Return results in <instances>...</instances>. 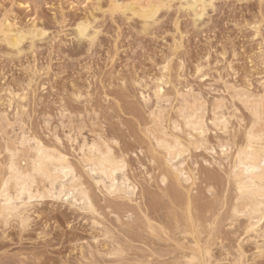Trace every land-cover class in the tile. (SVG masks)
I'll return each mask as SVG.
<instances>
[{
	"label": "rangeland",
	"instance_id": "obj_1",
	"mask_svg": "<svg viewBox=\"0 0 264 264\" xmlns=\"http://www.w3.org/2000/svg\"><path fill=\"white\" fill-rule=\"evenodd\" d=\"M150 2L0 0V184L8 173L11 155L6 150L9 146L11 149L16 145L19 150L22 148L16 162L21 168L28 167L25 156H29V146L19 144L26 133L71 157L81 180L90 187L91 198L99 213L104 215L101 217L103 224L93 226V214L84 213L76 206L72 209L65 201L48 198L34 202L26 209L27 228L21 226L18 217H14L16 220L0 218V264H172L173 257L179 261L180 256L193 252L189 245L192 242H197L198 248L200 245L196 255L202 258L203 251L212 246L214 258L209 264H235L233 257L237 251L245 254L242 264H264V251L256 254L255 244V241L262 243V239L249 242L250 235L243 234L242 228L238 230L240 227L237 226L234 230L229 225L236 192L227 182L229 160L223 159L225 156L221 155L220 149L215 150L216 154L204 150L186 154L184 167L195 170L196 174H193L192 197L187 188L193 179L189 184L179 183L173 169L163 160L162 150L155 149L153 137L148 132V129L155 132L159 129L155 122L160 111L167 119H176L184 99L193 101L197 96L200 103L206 104L207 119L212 116L216 103L224 104V111L230 114L226 115L230 122L226 132L217 130L208 120L212 127L207 124L211 129L208 138L212 143H217L216 138H227L226 135L233 145L244 141L246 126H250L252 120L247 104L264 98V0H206L203 8L199 5L195 10L188 9L190 0H161V7L163 3L164 7H169L161 8L156 20L149 21L139 18V14L133 16L132 11L124 12L127 5H133L136 12L143 8L147 10L145 6L154 3ZM115 7L119 12L114 10ZM201 13L203 16L198 19L196 14ZM81 22L89 25L90 33L79 41L75 30ZM6 31L14 37H18V32L25 34L19 49L9 47L3 36ZM34 32L36 35L40 32L42 36L35 38ZM157 85H162V97H166H156L154 87ZM241 94L254 97L251 102L242 101L245 96ZM169 132L183 136L177 131L169 129ZM100 136L111 139L109 144L115 153L126 155L128 177L140 191L132 202L108 195L102 186H96L91 178L93 175L86 173L88 169L80 164V145L84 140L91 142ZM71 137L75 141L70 140ZM6 144L10 145L5 149ZM235 149L236 146L229 154L234 155ZM152 160L154 164L150 162ZM216 162H221L222 167ZM161 173L168 177L165 184L161 183ZM208 186L213 187L214 195L207 191ZM190 195L193 206L189 213L186 200ZM116 214L122 220L121 227L113 220ZM95 215L100 221V216ZM128 215L132 218L126 217ZM190 221H195V225ZM149 225L154 229L156 226L158 235L150 237ZM198 225L202 227L199 229ZM196 227L202 230V236L199 231L198 234L195 232ZM162 228L166 233H159ZM183 229L192 231L193 237L181 235V239L179 232ZM106 230L112 232V240H108ZM144 236L150 237L149 244ZM140 238L145 239L144 242ZM112 243H120L127 253L106 255L113 248ZM163 244H168V248ZM156 250L159 257L154 253ZM226 251L231 253L228 252L231 257H227L230 260H226Z\"/></svg>",
	"mask_w": 264,
	"mask_h": 264
},
{
	"label": "bare ground",
	"instance_id": "obj_2",
	"mask_svg": "<svg viewBox=\"0 0 264 264\" xmlns=\"http://www.w3.org/2000/svg\"><path fill=\"white\" fill-rule=\"evenodd\" d=\"M205 1L206 0H190L191 5H190V7L188 6L189 7L188 9L191 8L192 10H195L196 7H198L199 5L200 6L202 5L201 8H203ZM151 2H154V0H151ZM159 2H161V0H158L157 2L155 1L154 3H151L150 6L146 5V6H148V7L145 6V8H148L147 10H144V8L142 7L143 10L142 9L138 10V12H136L137 10L133 7L132 4H131L132 6L126 4L127 8L124 9V12H125V10L132 11L133 16H137V14H139L140 15V16L138 15L139 18L141 17V19L143 18L145 21H149L151 19L156 18V15L160 11V9L164 7L163 6L164 3L162 4V7H161V4ZM150 3H148V4H150ZM167 6L168 5H166L165 7L167 8ZM201 8H200V11L202 10ZM117 9H119V8L115 7L114 10H117ZM122 10H123V7H122ZM194 14H195V11H194ZM202 14L203 13H201V15L196 14V17H198V19H200L203 16ZM154 20H156V19H154ZM143 26H144V28L146 27L145 25H143ZM89 28H90L89 25L85 24V22H83V23L81 22L77 26V29L75 30V36H76L77 40L80 41V40L84 39L88 35V33H90ZM18 33H19L18 37H14V35L13 36L9 35L8 31H6L5 35H3L4 40L8 43L9 47H13V49L18 48L21 45L23 39H25L24 33H23V35L20 34V32H18ZM34 34H35V32H34ZM34 34L32 33V36H34ZM36 34L34 36L35 38H37V36L40 35V32L38 33V35H36ZM40 36H42V35H40ZM26 38H27V36H26ZM167 69H169V68H167ZM200 69H202V67ZM161 78H163V77L161 76ZM164 85L167 86V84H164ZM154 89H155L154 91H155L156 97H158L160 99L166 97V96L162 97L163 96L162 85H157L156 87H154ZM192 91H193V89H192ZM244 91H245V89H244ZM244 91H242V92H244ZM199 92H196V93H199ZM234 92H236V91H234ZM247 92H249L248 89H247ZM180 94L181 93H179V95ZM241 95H243V94H241ZM233 96H234V94H233ZM243 96H245V95H243ZM252 96H251V94H249V95L245 96L246 98L244 97V99H242V101H244L245 99H247V101L248 100L250 101L252 99ZM196 97H194L193 101H190V99H186V100L184 99L183 105L179 106L180 108L178 107L179 109H178V113L176 114L177 115L176 119H167V117H166L167 115H164V112L160 111L161 114H159L156 117V118H158V117L159 118H158L157 122H155V124L158 125L159 129L156 128L157 129L156 132L148 129V132L152 135L153 140L155 142V145H156L155 149L158 148V149L162 150V153L164 154V159L163 158L162 159L165 160V162H167V164L170 166V168L173 169V172H174L173 175H175V177L177 178L179 183L182 182L185 184H187V183L189 184V182L193 179V183L190 184L188 186V188L185 187L188 189V191H191V187H193L194 183H195L194 178H193V174H194L195 170L191 171V170L187 169L186 167H184L186 154L190 155L189 152H192V150H193V152L199 151V150H204V151L210 152L211 154H216L217 151H215V150L217 148H219L221 155L223 157L225 156V158H223V159L229 160L228 161L229 170L227 172V175H228L227 176V182L229 183L230 186L232 185L234 187L235 192H236V198L234 199V202H233L232 208H231V213H232L231 215L232 216L229 219V221L231 220L232 223L230 222L229 225L231 227L233 226L232 227L233 229H234V227H236V230H237V226L240 227L238 230H240L242 228L243 234L250 235L248 237L249 242H251L250 241L251 239L253 241H255V239L256 240L262 239V243L260 241H255L256 250H257L256 254H262V252L264 251V225H262V222L264 221V118H263L264 117V98H263V100H260V101H258V99H257L258 102L256 100H254V102H257V104H254V102L251 100L252 102L250 101L251 103L247 104L249 106H247V107L245 106L247 108V110H250L251 116H252L250 119H252V120H251V124L249 123L250 126H246L247 130L245 131V137H244L245 139L243 138L244 141H242V143H238V144L235 143L236 145H233L232 139H228V135H226L227 138H224V139H221V138L215 139L214 138L217 141V143L214 141L216 144L213 145L214 142L212 143L211 140L208 138V133L211 129L208 126V125H210V123H207V122H208V120H210L212 123L211 125H213V127H215L217 130H223L224 132H226V131H228L229 123H230L228 117L226 116L228 114V112L226 113L224 111V109H225L224 104L216 103L215 105H213L214 108L212 109V116L210 118L208 117L209 119H207L206 115H207L208 109H206V106H205L206 104L200 103V102H202V101H200L201 99L200 98L198 99ZM235 97H237V96H235ZM259 97H261V96H259ZM154 98H155V96H154ZM181 98H182V96H181ZM187 98H189V96ZM237 98H236V100H238ZM240 98L241 97H239V99ZM256 98L257 97H255V99ZM259 99H261V98H259ZM144 100H145V98H144ZM202 100H204V99H202ZM163 101H165V100H163ZM213 102L215 103L214 100H213ZM258 103H260V104H258ZM252 104H254V105H252ZM158 105H159V103H158ZM234 109L236 110V108H234ZM227 110L228 109H226V111ZM229 112L231 113V111H229ZM237 112H239V111H237ZM228 115L230 116V114H228ZM236 116H237V114H236ZM231 117H233V116L231 115ZM238 117H240V116H238ZM240 120L239 121L242 122L241 118H240ZM243 122H244V120H243ZM167 124H169V125H167ZM211 125H210V127H211ZM231 125L233 126L232 123H231ZM232 126H231V128H233ZM241 126H243V124ZM169 129L171 131H177L176 133H182L183 136H180L178 134H174L175 132L171 133V132H169ZM216 129H215V131H216ZM232 131H233V129H232ZM217 133H219V132H217ZM22 134H23V132H22ZM71 134H73V133H71ZM151 135H149V136H151ZM230 138H234V137H230ZM56 139H57V137H56ZM69 139L72 141H75L73 139V137H71ZM110 140H106L105 138H103L101 136L99 137L98 140H93L91 142H88V140H84L82 145H80V148H79V150L81 152V154L79 153L80 156H78V157H80V161H81V162L80 161L79 162H80V164L81 163L83 164V168H85L86 170L88 169L86 173L90 172L89 175L90 174L93 175L91 178H93V181L96 182V184H97L96 186H98V185L102 186L108 195H114V196L119 197L121 199H126V200L132 202L133 199L137 196V194H139V192H140V191L138 192L139 188L128 177V174H127V167H128L127 163L128 162L126 160V155L115 153L113 148L109 144ZM234 140H236V137ZM17 141H19V140H17ZM20 141H19V144L22 145L21 147H24L26 145L29 146L28 147L30 150V152L28 153L29 156L28 157L25 156V158H28V160L26 159L28 167H26V165H24V168L23 167L21 168L19 166L20 164L18 165L16 162V157L17 156L19 157L21 155V152H19V151L20 150L22 151V148H20V150H19V148H16V146H17L16 145L15 148L11 149V148H9L10 146L7 148V146L10 144H8V145L6 144L5 149L7 148L6 151L9 153V155H11V157L9 159L10 160L9 164L7 165L8 166V173L2 179V182L0 184V218L8 220L10 218L15 219L14 217H18L17 220H19V218H20L21 221L20 220L19 221L21 222V226L23 225V228H24V226L27 228L29 218L27 219L25 217L26 209L30 206L32 207V204H34V202L37 203L38 201L40 202L41 200L50 198V199H54V200L65 201V202L69 203L72 207L73 206L78 207L79 210L83 211L84 213L87 212L89 214H93V216L91 215L92 216L91 222L93 223L92 225L93 226L102 225L103 222H102L101 217H103L104 215L102 216V213H99V209L96 207L93 199L91 198V195H90L91 193L89 191L90 187L88 188L84 184V182L81 180V178H82L81 175L77 172L75 167H73L74 165H72V162L70 161L71 157L70 158L67 157L65 154H63L64 152L61 153V152L57 151L56 149L49 148V147H51L50 145H49V147L45 146L39 139H37L36 137H30V135H28L26 133H24L22 135V138L20 139ZM112 141H114V140H112ZM116 142L117 141H115V143ZM13 143H14V141H13ZM77 144H78V142H77ZM235 146H236L235 154L234 155H232V153L229 154L231 150L233 151V147H235ZM25 148H24V151H25ZM71 150H72V148H71ZM18 152H19V154H18ZM24 153H26V152H24ZM153 153H154V150H153ZM68 154H70V153H68ZM188 155H187V157H188ZM150 162H152L154 164L153 160ZM160 162H161V159H160ZM19 163H21V162H19ZM216 163L220 167H222L221 162H216ZM25 167H26V169H25ZM194 175H196V174H194ZM160 177H161V183L165 184L166 181L168 180L167 175L162 174ZM195 181H196V179H195ZM39 182H42V184H44L43 187H42V184H39V186H38ZM148 182H150V179ZM100 186H99V188H100ZM185 186H187V185H185ZM40 187H42V188H40ZM101 188L99 190H101ZM220 188H222V187H220ZM169 189H170V187H169ZM207 189L206 190L209 191L210 194L214 190L212 186H208ZM192 192L193 191H191V195L193 197ZM187 195H188V193H187ZM191 195L187 196L188 199L186 200L187 205H188L187 206V208H188L187 212H189V213H190V209L192 210V207L190 208V206H193V204L191 203V200H193V199H190ZM37 205H39V204H37ZM76 207H73L72 209H74V208L76 209ZM95 214H98L97 216H100V221L98 220L99 218L96 217ZM94 215H95V217H94ZM159 216H161V215H159ZM192 216H193V213H192ZM126 217L131 219L132 215H128ZM167 217L169 218V216H167ZM115 218L113 220H115L116 224H118L121 227L122 226V220H121L120 216H118L116 214ZM186 218H187V216H186ZM224 218H225V216H224ZM187 219H189V218H187ZM147 220H148V218H147ZM196 220H197L196 221V224H197L199 221H198V219H196ZM199 220H201V219H199ZM115 221H114V223H115ZM150 221H151V219H150ZM194 222L195 221H193V223L191 222V224L195 225ZM205 222L208 223V220ZM211 224H212V222H211ZM213 224H214V222H213ZM199 226L200 225H198V228H199ZM153 227H155V229L152 228L151 226L149 228L147 227L148 231L150 230L151 234H152V235H150V233L148 232V235H150V237H152L153 235H158L157 234L158 230H156L157 229L156 226H153ZM175 227H177V225ZM190 227H191V225H190ZM21 229H22V227H21ZM112 229H113V227H112ZM121 229H123V228H121ZM163 229L164 228H162L159 231V233H161V231L163 232L164 231ZM177 229H179V228H177ZM196 229H197V227H196ZM210 229H211V227H210ZM173 230L175 231V228H173ZM231 230H230V233H231ZM23 231H25V230H23ZM106 231L107 232H105V231L104 232L106 233L105 235L108 237V240H112L113 238L110 235L112 232H108V230H106ZM227 231H229V230H227ZM126 232H127V230H126ZM195 232L196 233L198 232L200 235H201V233H203L202 230L200 231L198 229H197V231L195 230ZM239 232L240 231H237V233H236V231H235V233L237 235L240 234ZM179 234H180L179 237L181 235H184V237H187L188 235H192V237H193V232L189 231V229H183L179 232ZM210 234H212V233H210ZM252 234H254V236H252ZM163 235H164V233H163ZM185 235H187V236H185ZM165 236H166V234H165ZM168 236H169V234H168ZM150 237H149V239H150ZM159 237H161V236H159ZM115 238H114V240H115ZM120 238H121V236H120ZM132 238H133V236H132ZM141 238H143V236ZM141 238H140L141 241L145 240V239L142 240ZM145 238L148 239L147 237H145ZM231 238H232V236H231ZM237 238H238V236H237ZM136 239H138V238H136ZM149 239L147 242L148 244H149ZM163 239H164V237H163ZM223 239H224V237H223ZM172 240L173 239H171V242H172ZM183 240H185V238H183ZM183 240H180V242H182ZM137 241H139V240H137ZM186 241H187V239H186ZM120 242H121V239H120ZM153 242L155 243L154 245H156V241H153ZM153 242H152V244H153ZM201 242H202V240H201ZM243 242H245V241H243ZM158 243H159V241H158ZM182 243H184V242H182ZM182 243H181V245H184ZM240 243H239V245H240ZM245 243H243V244H245ZM112 244H113V248H111V250L109 252H107L106 255L123 256L125 252L127 253V250L125 249V247H123L120 243H118V245H115V243H112ZM150 245H151V242H150ZM158 245H160V244H158ZM189 245H191L190 250H192L193 252L189 255L186 254V255L180 256L179 261H177L178 260L177 258L173 257V259H175V260H173L172 264H203V259L205 262L204 264L210 263V260L213 257L211 255L212 250H210L212 248V246L209 249H206V251H203L205 253H203L204 257L202 258V257H198L196 255V253L200 252V249H201L200 245H199V248H198L197 242H192V244L189 243ZM223 245H228V244L223 243ZM167 246H169V245L167 244ZM167 246H165V247H167ZM172 246H174V245H172ZM175 246H176V244H175ZM193 246L196 248H192ZM235 246H236V244H235ZM222 247L223 246H221V250H223ZM239 248H240V250L242 249L241 245L239 246ZM169 249H167V251H169ZM226 250H228V249H226ZM229 250L232 253V250L231 249H229ZM235 250H238V249H235ZM152 251H154V250H152ZM158 252H160V251H158ZM172 252H173V250H172ZM92 253H94V252H92ZM92 253H91V256L93 257ZM154 253H156V255H157V250ZM229 253L226 255V260L227 259L230 260V258H227V257H231V256H228L231 254V253L230 254ZM233 253H234V251H233ZM236 254L237 255L233 257L234 258L233 262L235 264H242L244 262L243 261V257L245 256L244 252L237 251ZM256 254H252L251 256L256 255ZM85 255H87V254H85ZM177 255H178V253H177ZM181 255H182V253H181ZM200 256H202V255H200ZM92 257L90 259L93 260ZM136 257H137V255H136ZM164 257H162V258H164ZM170 257H172V256H170ZM165 258H167V255ZM129 259H131V257ZM144 260H145V258H144ZM181 260H184V262H181ZM220 260L222 261V258H220L219 261ZM224 260H225V257H224ZM142 261H143V259H142ZM171 261L169 260L168 262H171ZM165 262H163V263H165ZM213 263H215V262H213ZM213 263H211V264H213ZM143 264H146V263H143ZM231 264H232V262H231Z\"/></svg>",
	"mask_w": 264,
	"mask_h": 264
}]
</instances>
